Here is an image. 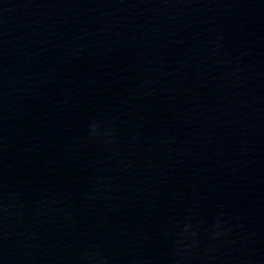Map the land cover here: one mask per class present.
Instances as JSON below:
<instances>
[{
  "label": "water",
  "instance_id": "obj_1",
  "mask_svg": "<svg viewBox=\"0 0 264 264\" xmlns=\"http://www.w3.org/2000/svg\"><path fill=\"white\" fill-rule=\"evenodd\" d=\"M0 264H264V0H0Z\"/></svg>",
  "mask_w": 264,
  "mask_h": 264
}]
</instances>
